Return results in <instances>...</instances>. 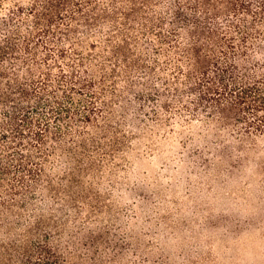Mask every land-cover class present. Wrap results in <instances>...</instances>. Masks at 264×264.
I'll return each instance as SVG.
<instances>
[{
	"label": "trees",
	"instance_id": "1",
	"mask_svg": "<svg viewBox=\"0 0 264 264\" xmlns=\"http://www.w3.org/2000/svg\"><path fill=\"white\" fill-rule=\"evenodd\" d=\"M5 10L0 264L130 263L128 220L100 190L117 189L129 127L147 137L196 121L230 158L264 138V0H0Z\"/></svg>",
	"mask_w": 264,
	"mask_h": 264
},
{
	"label": "rangeland",
	"instance_id": "2",
	"mask_svg": "<svg viewBox=\"0 0 264 264\" xmlns=\"http://www.w3.org/2000/svg\"><path fill=\"white\" fill-rule=\"evenodd\" d=\"M129 129L138 138L119 159L117 189H100L128 220L129 264H264V138L230 158L206 148L196 121L147 137ZM199 151L210 162L192 166Z\"/></svg>",
	"mask_w": 264,
	"mask_h": 264
}]
</instances>
